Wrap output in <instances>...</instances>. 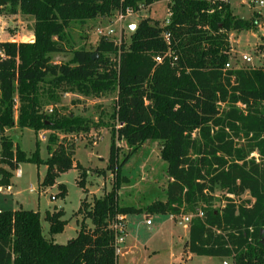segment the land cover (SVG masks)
I'll list each match as a JSON object with an SVG mask.
<instances>
[{
    "label": "trees",
    "instance_id": "trees-1",
    "mask_svg": "<svg viewBox=\"0 0 264 264\" xmlns=\"http://www.w3.org/2000/svg\"><path fill=\"white\" fill-rule=\"evenodd\" d=\"M157 1L0 0V15L9 8L34 21V41H0V162L9 168L0 167V183L10 186L11 170L30 161L47 165L43 186L81 169L78 184L86 193L87 170L75 165L65 138L51 134L49 156L41 159L38 152L28 157L6 134L10 127L88 132L91 119L55 108L64 94L115 93L112 120L119 125L112 124L106 169H96L112 171L115 185L92 203L81 200L77 235L65 244L50 241L39 211L0 210V264H118L111 223L143 209L190 217L184 257L264 264V66L224 70L230 33L256 29L260 15L240 18L229 0H175L168 24L141 18L128 43L102 35L94 51L74 45L73 23L125 14L127 8L138 12ZM60 53L69 57L56 61ZM116 138L128 147L121 159ZM151 139L159 142L166 163L165 198L143 208L120 205V184L129 181L121 172ZM59 190L64 198L65 184ZM63 215L62 209L47 213L51 235L65 229Z\"/></svg>",
    "mask_w": 264,
    "mask_h": 264
},
{
    "label": "rangeland",
    "instance_id": "rangeland-1",
    "mask_svg": "<svg viewBox=\"0 0 264 264\" xmlns=\"http://www.w3.org/2000/svg\"><path fill=\"white\" fill-rule=\"evenodd\" d=\"M233 13L243 19H250L256 13L260 15L256 29L238 30L230 33L231 63L233 67H259L264 66V6L251 3L250 0H229ZM169 3L161 0L153 3L151 7L126 17L118 22V16L97 17L88 20L84 25L73 23L70 34L76 47L96 50L97 41L102 35L98 29L113 28L115 34L110 38L121 41H130V36L136 26L130 29L129 23L135 25L144 17H151L165 22L169 17ZM34 21L30 15L18 12H7L0 15V41H34ZM31 38V40H29ZM251 56L252 62L246 63L242 55ZM68 54L55 55L56 61H63ZM115 93H108L102 97H84L67 93L61 96L60 102L55 105L63 113H71L89 118L92 127L88 132L73 134L57 133L54 130L43 129L35 132L32 128L10 127L6 129L15 145H19L28 157L38 156L47 159L49 150L47 141L51 134H57L59 139H66L68 147L74 151L75 165L80 163L87 170L86 193L79 186L78 179L81 171L77 168L60 173L52 186H43L42 180L47 173V165L35 162H22L18 169L11 170L10 186L0 183V210H17L24 208L39 211L44 236L57 243L65 244L77 235L83 213L79 212L81 200L87 197L92 203L95 197H102L112 190L115 185V174L110 170L104 173L96 169H106L110 147L112 144L113 127L118 129V121L112 120L115 106ZM16 105L19 101L16 99ZM53 106H46L50 111ZM17 114V111L15 112ZM37 140L39 144H37ZM117 147L121 149L119 159L128 151L125 141L115 139ZM1 150V142H0ZM9 169L0 162V167ZM19 170L21 173L19 174ZM122 175L128 177V182H121L118 195L120 205H134L143 208L157 199H164L168 177L166 176V163L160 156V145L157 140H147L130 161L124 166ZM2 175L0 174V179ZM65 184L67 195H59V184ZM64 211L62 219L67 223L65 229L57 234H50V223L46 219L47 213L54 210ZM169 214L150 213L143 209L137 214H128L127 222L134 253L129 256L120 255L119 264H232L231 258L193 255L192 258L182 255L187 235L182 231V225L188 224L183 217ZM175 220V221H174ZM181 220L183 224L176 222ZM150 221V224H148ZM90 226L91 222L87 220Z\"/></svg>",
    "mask_w": 264,
    "mask_h": 264
},
{
    "label": "built area",
    "instance_id": "built-area-1",
    "mask_svg": "<svg viewBox=\"0 0 264 264\" xmlns=\"http://www.w3.org/2000/svg\"><path fill=\"white\" fill-rule=\"evenodd\" d=\"M168 3H169V17L168 19L164 22V24H168L169 23V18H170V15H171V5H173L174 1L175 0H167ZM251 3H254V4H259V6H264V0H250ZM151 7V6H149ZM143 9H145L143 7V5L141 6V10L142 11ZM138 11V12H140ZM138 12H135L134 9L132 8H127L126 9V13L123 14V13H118L116 14L118 16V22H123L125 20L126 17H130L131 15L135 14V13H138ZM98 33L100 35H105V36H108V37H111L115 34V31L113 28L109 27V28H106V29H98L97 30ZM165 39L168 43H170V34L168 32L165 33ZM176 59V57H175ZM242 59L244 62L246 63H251L252 62V58L251 56L247 55V54H244L242 55ZM156 61L160 62L161 61V57H156L155 58ZM233 68V65L231 63V61L229 60L226 65H225V69L224 70H228V69H232ZM50 111H52V109H50ZM21 173V170H19V174ZM201 215V213H200ZM185 221L189 222L190 220V217L189 216H184L183 217ZM148 224H150V221H148ZM111 227L115 230V248H116V253L119 255H121L122 253V245L124 244L125 242V239H126V224H125V216L124 215H117L115 217V219L113 220V222L111 223Z\"/></svg>",
    "mask_w": 264,
    "mask_h": 264
},
{
    "label": "crops",
    "instance_id": "crops-1",
    "mask_svg": "<svg viewBox=\"0 0 264 264\" xmlns=\"http://www.w3.org/2000/svg\"><path fill=\"white\" fill-rule=\"evenodd\" d=\"M132 24H134V23H129V25H132ZM29 40H31V38L29 39ZM28 41V40H27ZM127 216L128 215H126L125 216V224H126V239H125V242H124V244L122 245V253H121V255H124V256H129V255H131V254H133L134 253V248H133V246L130 244V242H129V237H130V234H129V231H131V230H129L128 229V222H127ZM172 219H175V217L173 216V215H171L170 216ZM175 221V220H174ZM176 222H178L179 224H183V222L181 221V220H177ZM182 231L184 232V234L185 235H187V239H188V236H189V225L188 224H183L182 225ZM187 239H186V241H187ZM185 241V242H186ZM185 244V243H184ZM184 247V246H183ZM182 255H183V252H182ZM120 256V255H119ZM192 256L193 255H190V256H188L189 258H192ZM118 264H119V262H118Z\"/></svg>",
    "mask_w": 264,
    "mask_h": 264
},
{
    "label": "water",
    "instance_id": "water-1",
    "mask_svg": "<svg viewBox=\"0 0 264 264\" xmlns=\"http://www.w3.org/2000/svg\"><path fill=\"white\" fill-rule=\"evenodd\" d=\"M135 26H136L135 24L130 25V29H132V28L135 27Z\"/></svg>",
    "mask_w": 264,
    "mask_h": 264
}]
</instances>
